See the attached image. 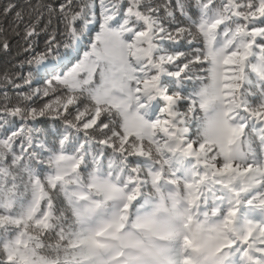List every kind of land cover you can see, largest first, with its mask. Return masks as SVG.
<instances>
[{
    "label": "snow or ice",
    "instance_id": "1",
    "mask_svg": "<svg viewBox=\"0 0 264 264\" xmlns=\"http://www.w3.org/2000/svg\"><path fill=\"white\" fill-rule=\"evenodd\" d=\"M14 44L0 264H264V0H3Z\"/></svg>",
    "mask_w": 264,
    "mask_h": 264
},
{
    "label": "trees",
    "instance_id": "2",
    "mask_svg": "<svg viewBox=\"0 0 264 264\" xmlns=\"http://www.w3.org/2000/svg\"><path fill=\"white\" fill-rule=\"evenodd\" d=\"M0 2H3V0H0ZM43 41L41 40V44ZM17 54L15 44L13 45L12 53L10 56H5L2 53H0V67H5L8 64L9 60H13Z\"/></svg>",
    "mask_w": 264,
    "mask_h": 264
}]
</instances>
